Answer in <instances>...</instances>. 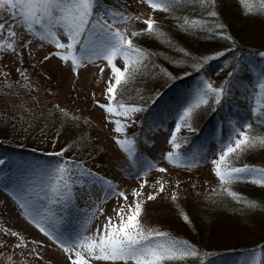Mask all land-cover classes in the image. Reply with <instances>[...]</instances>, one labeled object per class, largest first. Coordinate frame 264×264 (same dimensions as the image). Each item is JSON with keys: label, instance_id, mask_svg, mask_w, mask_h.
<instances>
[{"label": "snow or ice", "instance_id": "6c2138e0", "mask_svg": "<svg viewBox=\"0 0 264 264\" xmlns=\"http://www.w3.org/2000/svg\"><path fill=\"white\" fill-rule=\"evenodd\" d=\"M143 2L152 10H162L170 14L187 4H199L204 8L203 16L189 17L185 14L179 20L178 26L186 32H207L230 44L229 48L203 56H194L186 49H178L188 59L174 60L173 63L188 64L189 60L194 61L189 66L197 72L199 78L185 91L183 99L177 104L174 127L167 140L170 150L163 152L161 158L173 166L185 168L209 163L220 182L222 194L249 208L264 209V202L243 197L229 187L233 182L245 181L264 185V166L232 164V160L239 158L241 154L264 147V135L252 133L253 121L258 119L264 123V110H261L264 109V50H257L247 57L236 52L237 63L232 65L225 78L216 85L203 72L207 63L224 56L225 52L239 48L216 10V0ZM240 2L245 8V14L253 12L248 6V0ZM0 11L7 14V20L0 17V35L7 34L10 37L8 40L0 39V57L10 54L23 65L26 52L33 67L50 57H56L65 64L70 61L69 67L73 73L91 62L101 64V73L105 66L110 69L104 89L107 102L101 103L93 99L92 103L99 105L108 114L106 119L123 117L113 121L117 134L113 139L130 158L134 172L127 175L138 181V185L126 193L117 181L92 171L82 161L63 156L74 144L79 147L76 141H69L58 149L53 154L56 157L54 160L30 162L0 156V190L12 197L19 214L34 225L49 242L45 244L44 241L31 237L25 239L20 232L0 226V233L16 238L12 247L20 250L21 257L28 255L43 260L44 247L54 244L65 254L68 264H186L188 258L215 255L203 252L195 244L174 236L167 230L143 222L145 202L156 199L161 192L166 193L167 199L176 202L181 183L179 180L174 181L177 187L171 189L170 196L166 189L168 181L163 177H156L150 183L147 177L153 169L159 173H167L168 169L145 153L139 152L136 140L125 134L131 124L142 123L135 119L136 114L147 111L148 105L161 96L156 91L149 98L148 104L125 103L123 100V90L129 82L135 81L138 76L154 75L151 69L159 67L152 62L154 53L138 45L133 37L145 35L163 38L170 45L174 43L160 29L158 22L150 15L143 21L146 25L144 29L130 30L128 26L131 22L141 17L123 7L114 9L106 5L104 0H0ZM259 14L264 15V0H261ZM118 24H123L124 27H118ZM61 36L65 39L62 40ZM36 39L49 43L55 50L37 59L36 48L41 45L30 46ZM118 58L123 61L122 67L115 62ZM228 62L225 59V66ZM16 71L24 81L23 85L16 81L18 87L28 90L37 87L26 75L27 69L17 67ZM162 71L168 79L176 78L173 73ZM0 75L6 78L5 83H9V73L0 72ZM238 91L249 102L250 117L240 120L230 115L228 120L214 125L210 139L216 146L211 151L206 141L187 151H181V145L187 143L186 137L178 136L181 128L199 131L192 127L199 110L203 107L212 111L218 107L223 109L230 97ZM11 94L19 93L16 90ZM118 94L121 99L115 102ZM92 95L94 97L95 93ZM20 106L23 107V104ZM58 110L63 117H70L62 122L68 125L78 122L79 118L71 117L65 109ZM160 123L163 124V121ZM55 139L54 137L53 142ZM145 185L152 190L146 192ZM78 190L80 198L85 199L83 208L77 204ZM129 195L132 197L131 201ZM109 200L115 203L111 214H106L104 205ZM102 215V223L93 228V221ZM180 215L185 222L191 223L190 217L183 210ZM6 244L5 240H0V246ZM262 247L264 242L249 249V255L241 256L235 264H257ZM26 248L29 249L27 253L24 252ZM6 259L7 264H16L11 255ZM201 264L213 262L206 260L201 261Z\"/></svg>", "mask_w": 264, "mask_h": 264}, {"label": "trees", "instance_id": "16d2710c", "mask_svg": "<svg viewBox=\"0 0 264 264\" xmlns=\"http://www.w3.org/2000/svg\"><path fill=\"white\" fill-rule=\"evenodd\" d=\"M104 3L117 10L123 7L130 11L126 4L128 0H104ZM248 6L253 9V12L245 14V8L240 0H216V10L219 12L222 22L227 25V31L239 45L238 49L225 52L224 56L209 61L204 68V74L210 77L216 85L225 78L232 65L237 63L236 52L247 57L257 50H264V15L259 14L261 0H248ZM203 13L204 8L199 4L191 3L178 8L171 14L151 9L149 16L151 15L158 22L160 29L171 37L174 43L170 45L163 38L157 39L145 35L133 37L138 45L154 53L151 58L152 62L159 67L151 69L154 75L138 76L136 82H129L126 85L129 88L123 91V100L125 103L148 104L149 98L156 91L161 93V96L157 97L153 104L148 105L147 111L136 115L135 119L142 123L136 124L138 127L136 133L129 136L136 140L139 152L145 153L139 143L143 132L161 124L160 121H163L162 127L165 124H168L167 126L172 124L174 127V115L178 102L183 99L185 91L190 89L199 78L197 72L189 66L194 61L189 60L188 64L173 63L174 60L188 59L178 49H186L194 56H203L230 47L229 42L207 32H186L178 26L179 20H182L185 14L191 17L192 15L203 16ZM122 25L117 26L123 28L124 25ZM145 27L144 23V26L139 29ZM225 59L229 61L227 66L224 64ZM25 66L23 64L19 67L21 69L32 68L33 71L27 69L26 75L31 83L37 85L33 89L35 92L26 89V92L22 93L24 87H18L16 81H19V85H23L24 81L17 72H9L7 68L0 71L9 73L7 78L9 83H5L6 78L0 75V156H9L20 161H48L54 160L56 157L53 154L69 141L89 144L92 137L90 122L56 104L53 96L48 92L49 90H43L40 85L41 82L35 68ZM120 66H123L122 60H120ZM162 70L173 73L176 78L168 79ZM16 90H18V95L11 94ZM31 97H35V99ZM23 98H26V103L21 107ZM120 99L121 96L118 94L115 102ZM16 103L19 104L18 108ZM55 106L58 107L54 111ZM59 108L65 109L67 113L71 114V117H78V122L72 125L62 122L70 117H63ZM230 115L240 120L248 119L251 115L249 102L240 95L239 91L230 97L223 109L218 107L212 111L207 107L201 108L192 122V127L199 131H188L184 127L181 128L178 136L187 138V143L181 145V151L194 148L202 141L207 142L208 149L211 151L216 146L215 142L210 139L213 126L219 125L222 120H228ZM252 133L264 135V123L258 119L253 121ZM54 137L56 138L55 142H53ZM75 149L74 144L73 149L66 150L63 156L82 161L87 168L107 177L103 171L80 159ZM232 164L234 166L242 164L264 166V147H257L255 150L241 154L239 158L232 160ZM199 167L211 168L212 166L209 163H204ZM214 178L218 187L206 188L205 191H202V201L192 202L193 204L190 203L187 205L188 207L185 205L178 208L172 206L170 211L168 208V211L154 212L156 214L163 213V218L157 216L160 220L162 219L160 222L162 230H167L174 236L190 241L205 253H215V255L201 258H188L186 264H201V261L206 260H211L213 264H235L241 256L249 255V249L264 242V209L249 208L242 202H237L228 195L222 194L220 182L215 175ZM229 187L243 197L264 202V185L245 181L233 182ZM181 210L190 217L191 223L185 222L181 218ZM228 224H237L239 229L222 231ZM20 260L24 261L25 257H21ZM178 264L180 263L178 262ZM257 264H264V247L260 249Z\"/></svg>", "mask_w": 264, "mask_h": 264}, {"label": "rangeland", "instance_id": "374dc122", "mask_svg": "<svg viewBox=\"0 0 264 264\" xmlns=\"http://www.w3.org/2000/svg\"><path fill=\"white\" fill-rule=\"evenodd\" d=\"M126 4L130 12H134L141 17L139 20H133L128 26L129 29L136 30L143 27V21L148 18L150 14V6L144 3L143 0H128ZM0 17L7 20V14L3 11H0ZM121 25L122 24H118V26ZM0 39L8 40L10 37L4 34L0 35ZM25 39H27V36H25ZM61 39L64 40L65 37L61 36ZM36 45H41L36 48L37 59L46 55L49 51L55 50L54 46L47 42L40 41L39 39L34 40L33 44L30 46L35 47ZM115 62L120 66L119 58ZM103 63L106 64V62ZM23 64L26 66L28 65V67L33 66L26 52ZM69 65L70 61L65 64L61 62L59 58L50 57L47 61H44L34 68L43 90H49L48 92L51 93L56 104L88 120L91 124V141L89 144L79 143V147L76 146L75 150H77V156L87 161L88 164L103 171L108 178L117 181L120 188L126 193L130 192L132 187L138 185V181L127 175V173L134 172L130 158L116 145L113 139V137L117 135L114 131L115 125L113 121L115 119H123V117L114 116L112 119H106L108 114L99 105L92 103L93 99L101 103L107 102L104 89L106 87L105 81L109 78L110 69L105 66L104 71L101 73V64L98 62H91L84 64L77 72L73 73L70 71ZM19 66H21L19 61L10 54L0 57V71H2L3 68H7L9 72H17L16 69ZM26 69L28 68L26 67ZM29 69L33 71L32 68ZM126 87L124 90L129 88L128 86ZM130 89L134 90L132 88ZM23 90L24 92L22 93H25L26 89L23 88ZM31 91L35 92L33 89ZM93 93H95L94 97L92 95ZM25 99L26 98H23V100H21V104L26 103ZM16 107L18 108L19 104L16 103ZM167 125L168 124H165L163 127L161 124L155 125L143 132L142 136L139 138V143L144 148L148 157L168 169L167 173H159L153 169L147 177L149 182L151 183L156 177H163V179H166L168 181L166 185L168 196H170L171 189L177 187L174 181L179 180L181 182L178 187L180 195L176 202L167 199L166 193L164 192H161L156 199L145 202L144 211L142 213L143 222L146 223L145 221H147V225L156 226L160 229L162 228V224L160 223L162 219L160 220V218H163V213L156 214L157 212L168 211V208L170 211L172 206L178 208L182 205L187 206L192 202L198 203L202 201V191H205L206 188L213 189V187H218L212 173V167L182 168L173 166L161 158L163 152L170 150V145L167 143V140L173 125ZM137 128L136 124H131L126 129L125 134H134ZM71 149H73V147L69 150ZM151 190L152 189H150L148 185H145L146 192ZM96 195L99 196V193H96ZM131 199L132 197L129 195V201H131ZM114 203L115 201L109 200L104 205L106 214H111ZM77 204L81 208L85 205V199L80 198L79 190ZM103 219L104 216L102 215L94 220L92 227L95 228L97 224L102 223ZM0 226H7L14 231L20 232L24 235L25 239L31 237L44 241L45 244L49 243L47 238L35 229L34 225L19 214L15 201L3 190H0ZM224 229L225 230L222 231L237 230L239 227L237 224H228ZM0 240H5L7 242L6 246H0V253H3V255H0V264H7L6 258L8 255H11L12 260L18 262L17 264H68L65 254L54 244L51 247H44L43 260L37 257L24 255L23 257H25V260L22 261L20 260V250L12 248V244L15 243L16 240L15 237L0 233ZM28 251L29 249H24L25 253ZM94 264H100V262H94Z\"/></svg>", "mask_w": 264, "mask_h": 264}]
</instances>
